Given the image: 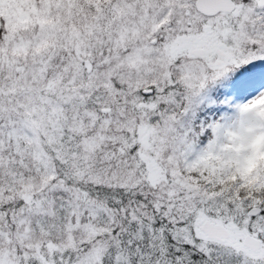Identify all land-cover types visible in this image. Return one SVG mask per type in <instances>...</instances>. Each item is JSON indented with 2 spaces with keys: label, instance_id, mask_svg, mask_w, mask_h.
<instances>
[{
  "label": "snow or ice",
  "instance_id": "obj_1",
  "mask_svg": "<svg viewBox=\"0 0 264 264\" xmlns=\"http://www.w3.org/2000/svg\"><path fill=\"white\" fill-rule=\"evenodd\" d=\"M253 137L264 0H0V264H264Z\"/></svg>",
  "mask_w": 264,
  "mask_h": 264
},
{
  "label": "rangeland",
  "instance_id": "obj_2",
  "mask_svg": "<svg viewBox=\"0 0 264 264\" xmlns=\"http://www.w3.org/2000/svg\"><path fill=\"white\" fill-rule=\"evenodd\" d=\"M240 103L242 102H236L234 104L228 102L217 103L216 100L212 98V93H205L204 98L197 101L195 114L190 116V119L205 125L211 122H218L225 127L234 126L235 122L239 119ZM222 108L223 110H221ZM249 143L255 148V151L250 153L253 162L243 169L237 168L235 164L229 165L232 170L224 178L227 187L232 186L231 183H236L237 181H239L241 186L249 184L251 186L259 187L261 182L264 181V171L259 174V172L264 169V156L255 154L260 150L261 141L258 137H253ZM219 166L218 162L216 167Z\"/></svg>",
  "mask_w": 264,
  "mask_h": 264
},
{
  "label": "trees",
  "instance_id": "obj_3",
  "mask_svg": "<svg viewBox=\"0 0 264 264\" xmlns=\"http://www.w3.org/2000/svg\"><path fill=\"white\" fill-rule=\"evenodd\" d=\"M263 171H264V169H262V171L259 172V174H261ZM258 180H259V179H258ZM233 183H235V182H232L231 184H233ZM261 186H264V181L261 182V184L259 185V187H261ZM229 187H232V186H229ZM259 187L251 186V185H249V184H246V185H244V186H241L240 183H239V188L237 189V191L243 189V190H245V191L251 193L252 191H259Z\"/></svg>",
  "mask_w": 264,
  "mask_h": 264
}]
</instances>
